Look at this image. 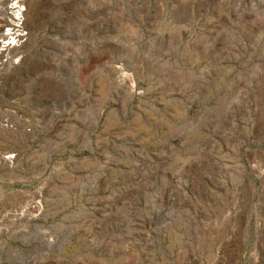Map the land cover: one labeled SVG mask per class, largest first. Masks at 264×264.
<instances>
[{
	"label": "rangeland",
	"instance_id": "rangeland-1",
	"mask_svg": "<svg viewBox=\"0 0 264 264\" xmlns=\"http://www.w3.org/2000/svg\"><path fill=\"white\" fill-rule=\"evenodd\" d=\"M18 3L0 264H264V0Z\"/></svg>",
	"mask_w": 264,
	"mask_h": 264
},
{
	"label": "bare ground",
	"instance_id": "bare-ground-1",
	"mask_svg": "<svg viewBox=\"0 0 264 264\" xmlns=\"http://www.w3.org/2000/svg\"><path fill=\"white\" fill-rule=\"evenodd\" d=\"M11 2V4L9 5V9H11V11H12V13L14 14V16H15V19L16 20H19V16L21 15L20 14V11H21V9H19V3L18 2H20V3H22L23 2V0H3V4L4 3H7V2ZM12 8H15V9H13L12 10ZM5 14H7V12H5ZM3 22V21H2ZM4 22H7V21H4ZM3 22V23H4ZM5 24V23H4ZM2 27H8V24L6 23V25H4V26H2ZM10 27H12V24H11V26ZM10 27H8V28H10ZM13 27H18L17 26V23H16V26H13ZM13 29L14 28H12V29H8V30H12L13 31ZM7 30V31H8ZM6 33V34H5ZM4 34L5 35H7V34H9V35H14V38L16 37V36H18V35H20V31L18 30V29H16V30H14L13 31V33H7V32H5ZM1 35V38L2 39H5V35ZM8 38V37H7ZM14 38L13 37H11V38H8L9 39V41H6V42H4V40H2V45H1V47L3 48V49H7L10 45L12 46V44H14ZM7 39V40H8ZM3 51V50H2ZM10 159V157H8V156H6V157H4L3 158V160H9Z\"/></svg>",
	"mask_w": 264,
	"mask_h": 264
}]
</instances>
